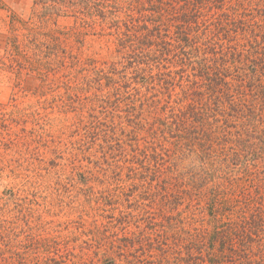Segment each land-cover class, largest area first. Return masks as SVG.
<instances>
[{"label":"trees","instance_id":"16d2710c","mask_svg":"<svg viewBox=\"0 0 264 264\" xmlns=\"http://www.w3.org/2000/svg\"><path fill=\"white\" fill-rule=\"evenodd\" d=\"M60 18L74 32L51 29ZM17 19L11 52L44 83L54 74L59 112L74 113L59 154L82 155L92 241L110 238L120 264H264V0H34ZM89 32L112 59L62 48ZM1 215L2 243L28 253ZM29 217L45 259L75 264L70 241Z\"/></svg>","mask_w":264,"mask_h":264},{"label":"rangeland","instance_id":"374dc122","mask_svg":"<svg viewBox=\"0 0 264 264\" xmlns=\"http://www.w3.org/2000/svg\"><path fill=\"white\" fill-rule=\"evenodd\" d=\"M33 1L0 0V217L5 214L8 219L19 220L23 240L30 250L18 255L0 239V264H63L60 258L57 263L45 259L44 248L37 243V237L34 235L35 242L30 239L33 234L28 230L29 211L34 234L69 240L71 252L77 256L70 257L75 264H112V261L120 264V260L125 262L126 256L113 250L110 238L91 240V221L95 212L91 209L94 204L86 200L81 190L86 187L79 182L86 180L80 171L82 155L79 153L76 161L68 154H59L64 148L59 143H67L71 138L72 129L64 128L63 123L72 125L75 119L74 113L61 115L53 100L59 91H52L51 86L57 89L63 86L62 83L52 73L50 81L44 83L42 75L31 68L25 69L24 59L11 52V21L14 18L29 19ZM74 25L72 19L60 18L50 28L72 33ZM62 48L73 50L80 59L105 61L113 57L106 40L90 32L80 39L73 34L62 37ZM63 72L68 74V70ZM60 92L64 93V90ZM37 110L42 116L38 117L44 120L40 123L36 121L37 115L33 116ZM45 122L49 123L44 131L45 139L38 140L40 125ZM83 164L94 167L89 161ZM98 170L91 171L106 173ZM107 173L112 176V172ZM126 173L124 170L123 174ZM81 248L85 249L82 259L78 256L82 254ZM136 261L129 257V263L144 264Z\"/></svg>","mask_w":264,"mask_h":264}]
</instances>
